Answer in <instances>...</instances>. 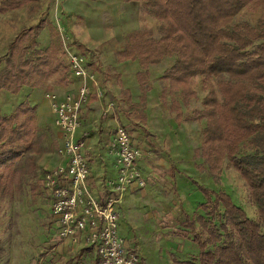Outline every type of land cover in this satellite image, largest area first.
Wrapping results in <instances>:
<instances>
[{"label":"rangeland","instance_id":"obj_1","mask_svg":"<svg viewBox=\"0 0 264 264\" xmlns=\"http://www.w3.org/2000/svg\"><path fill=\"white\" fill-rule=\"evenodd\" d=\"M39 21L50 27L51 34L46 26L38 38V49L54 45L64 63V47L86 54L98 85L105 91L104 101L100 103L93 95L83 108L84 115L88 113L91 118L90 130L80 131L83 140L94 133L97 137L94 148L101 151V154L95 153L96 157L88 154L89 166L96 162L99 169L104 164L113 167L110 136L118 125L127 129L134 147L142 153L140 170L146 186L123 197L122 216L118 220V233L137 249L138 264H173V259L196 263L198 251L191 235L185 239L176 233L181 229V210L190 217L194 213L202 214L198 206L205 203V199L183 176L215 192H225L249 218H257L246 186L230 164L224 161L221 173L213 178L204 161L194 154L200 147L204 122L184 119L201 109V100L207 92L200 78H194L191 87L196 99L191 100L188 107H180L183 116L179 124L171 110L172 96L161 98L165 86L161 77L171 66L172 59L166 58L160 65L149 67V92L141 102L135 78L140 66L137 62L122 60L120 53L131 33L150 31L154 39H159L161 34L159 23L143 11L140 1L26 2L18 9L0 14V57L7 52L9 42L19 30ZM261 21L264 22V5L248 6L234 18L233 24L254 26ZM51 85L47 83L43 90L32 95H27L28 90L15 96L0 94V116L9 115L29 99L37 118L33 150L15 165L12 197L0 202V264H95L93 251L79 259L81 249L56 248L57 229L50 214L49 197L41 191L40 177L46 169L56 165L60 140L52 124L50 105L44 99V93L52 91L49 90ZM70 85L69 91H72L75 84ZM174 98L179 101L178 96ZM108 103H113L114 109L105 115L102 109Z\"/></svg>","mask_w":264,"mask_h":264},{"label":"trees","instance_id":"obj_2","mask_svg":"<svg viewBox=\"0 0 264 264\" xmlns=\"http://www.w3.org/2000/svg\"><path fill=\"white\" fill-rule=\"evenodd\" d=\"M32 1L35 0H2L0 14ZM138 1L143 11L159 23L161 34L159 39H154L150 31L131 33L120 53L122 60L140 66L135 78L141 102L149 92V67L160 65L166 58L172 59L161 77L165 83L161 98L172 96L170 106L179 124L183 116L181 105L188 107L196 99L191 87L194 78L199 77L207 93L201 100V109L184 119L204 122L200 147L194 154L204 161L213 178L221 173L227 161L244 182L257 213V218L251 219L225 192H215L183 176L195 185L205 203L198 206L202 214L194 213L192 217L181 210V229L176 233L185 239L191 235L198 251L196 263L174 259L172 262L264 264V22L254 26L233 24L244 8L264 5V0ZM46 26L39 21L22 28L9 42L7 52L0 57V94L15 96L25 90L27 93L43 90L47 83L52 84L49 90L66 88L70 83L77 86L54 45L38 49V38ZM84 55L87 69L94 73ZM102 92L104 101L105 91ZM80 131L79 128L76 139L81 141ZM36 134V111L28 100L9 115L0 116V202L12 197L15 165L32 152ZM84 155L88 163L86 148ZM137 167L141 172L140 165ZM48 169L40 177L42 192H45L43 177ZM49 201L51 206L50 197ZM89 251L94 252L97 264L95 247L81 249L78 258Z\"/></svg>","mask_w":264,"mask_h":264},{"label":"built area","instance_id":"obj_3","mask_svg":"<svg viewBox=\"0 0 264 264\" xmlns=\"http://www.w3.org/2000/svg\"><path fill=\"white\" fill-rule=\"evenodd\" d=\"M65 63L77 86L62 97L46 92L54 127L59 134L58 163L43 177V188L51 199L50 214L57 224L60 241H83L97 250V264H138L137 250L118 233L120 204L129 190L143 189L146 182L137 165L142 153L134 147L128 132L117 126L112 135L109 152L114 158L116 176L105 181L104 200L98 199L89 184L90 168L84 155L83 140L76 134L81 126L82 109L92 95L103 98L96 75L86 67L83 53L64 47ZM114 109L108 103L103 114Z\"/></svg>","mask_w":264,"mask_h":264},{"label":"crops","instance_id":"obj_4","mask_svg":"<svg viewBox=\"0 0 264 264\" xmlns=\"http://www.w3.org/2000/svg\"><path fill=\"white\" fill-rule=\"evenodd\" d=\"M71 88H72L71 85H69L68 87L63 88V89L62 88L55 87V88H53L52 91H54L55 94L58 93L59 95L58 94L57 95L59 97H61V96L65 95ZM75 88L72 91H74ZM36 91H40V90H33V91L29 92V93H30V95H32ZM52 91H47V92H52ZM28 101H29V99H28ZM93 103L96 104V102H94V101H93ZM84 113H86L85 110H83L82 111V114H81V126H80V130H83V131H87L88 130L89 131L90 130V127H89L88 123L90 122V119L91 118H90V115L88 113L85 114V115H84ZM53 120H54V118H53ZM53 120H52V124L54 125V121ZM96 138L97 137L94 135V133L93 134H88V139H86V141H85V145H86V157H88V154H90V156L96 157L97 155L95 153H97V152H98L97 154H101V151L99 149L95 150V148H94V144L96 142ZM111 139H112V137L110 136V141H111ZM142 160L138 163V165H140L142 163ZM115 176H116V172H115L114 167L111 168L108 164H104V165H101V168L99 169L98 166H97V164H96V162L93 163V164H91L89 184L92 187V192L94 193V195L98 199L104 200V197H105L104 195L106 194L105 193V189H106L105 188V181L108 180V179H114ZM133 191L134 190H129L125 194L124 197H126L128 194H130ZM119 212H120V218H121L122 213H121L120 208H119ZM55 225H56V228L58 229L56 223H55ZM123 238H125L127 240V242H128V239L126 237H123ZM57 239H58V236H57ZM57 245L58 246L56 248H63V249H69L70 248L71 250H73V249H78V250L79 249H83V247L86 246L83 241H78L76 243H73L71 240L60 241L59 239L57 240ZM128 245H129L130 248L135 249L133 246H131L129 244V242H128Z\"/></svg>","mask_w":264,"mask_h":264}]
</instances>
